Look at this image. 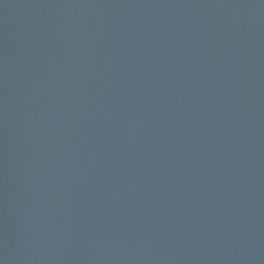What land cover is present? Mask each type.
Here are the masks:
<instances>
[{"label":"water","instance_id":"obj_1","mask_svg":"<svg viewBox=\"0 0 264 264\" xmlns=\"http://www.w3.org/2000/svg\"><path fill=\"white\" fill-rule=\"evenodd\" d=\"M0 264H264V0H0Z\"/></svg>","mask_w":264,"mask_h":264}]
</instances>
